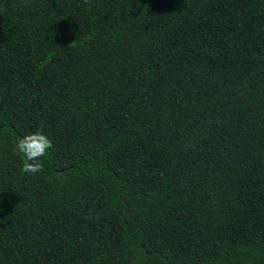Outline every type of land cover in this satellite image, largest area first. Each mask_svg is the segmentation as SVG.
I'll return each instance as SVG.
<instances>
[{
  "label": "trees",
  "instance_id": "1",
  "mask_svg": "<svg viewBox=\"0 0 264 264\" xmlns=\"http://www.w3.org/2000/svg\"><path fill=\"white\" fill-rule=\"evenodd\" d=\"M0 264H264V0H0Z\"/></svg>",
  "mask_w": 264,
  "mask_h": 264
},
{
  "label": "clouds",
  "instance_id": "2",
  "mask_svg": "<svg viewBox=\"0 0 264 264\" xmlns=\"http://www.w3.org/2000/svg\"><path fill=\"white\" fill-rule=\"evenodd\" d=\"M52 146L51 139L44 135L41 129L21 137L16 144V150L23 154L25 160L21 171L32 175L42 172L44 165L41 158L47 155Z\"/></svg>",
  "mask_w": 264,
  "mask_h": 264
}]
</instances>
